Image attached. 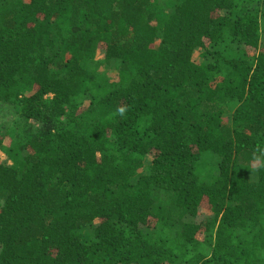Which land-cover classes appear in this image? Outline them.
Here are the masks:
<instances>
[{"label":"trees","instance_id":"obj_1","mask_svg":"<svg viewBox=\"0 0 264 264\" xmlns=\"http://www.w3.org/2000/svg\"><path fill=\"white\" fill-rule=\"evenodd\" d=\"M0 110V264H264V0H0Z\"/></svg>","mask_w":264,"mask_h":264},{"label":"rangeland","instance_id":"obj_2","mask_svg":"<svg viewBox=\"0 0 264 264\" xmlns=\"http://www.w3.org/2000/svg\"><path fill=\"white\" fill-rule=\"evenodd\" d=\"M56 32H57V35L59 36V38H62V37H65V36L68 35V30H67L66 27H61V28L57 29ZM200 55H201V52H199V51H197L195 53V60L198 61V62H201L202 61ZM97 58L99 60L103 59L104 58V53L100 51L97 54ZM11 119H12V117L10 116V113L9 112H7L5 110H0V125H2L3 123H5L6 121H10ZM2 159H3V161H6L5 160L6 159L5 156H3ZM150 160L151 159H147V161H146L145 167L143 169V172L144 173H146L148 171V166L150 164ZM208 216H210V212H209V210L206 207H204L200 211V214H199V217H198L197 221H203Z\"/></svg>","mask_w":264,"mask_h":264},{"label":"clouds","instance_id":"obj_3","mask_svg":"<svg viewBox=\"0 0 264 264\" xmlns=\"http://www.w3.org/2000/svg\"><path fill=\"white\" fill-rule=\"evenodd\" d=\"M121 111H123V110H121Z\"/></svg>","mask_w":264,"mask_h":264}]
</instances>
